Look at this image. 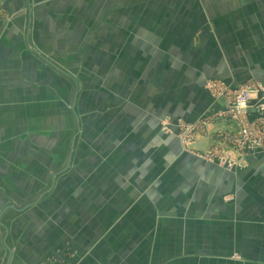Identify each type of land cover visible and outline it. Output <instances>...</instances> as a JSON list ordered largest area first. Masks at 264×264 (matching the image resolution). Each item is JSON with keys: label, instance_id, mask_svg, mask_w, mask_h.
<instances>
[{"label": "crops", "instance_id": "obj_1", "mask_svg": "<svg viewBox=\"0 0 264 264\" xmlns=\"http://www.w3.org/2000/svg\"><path fill=\"white\" fill-rule=\"evenodd\" d=\"M36 2L0 0L9 16L0 19V264L3 249L4 264H264V155L228 168L183 152L158 129L167 114L195 122L222 107L205 89L208 78L264 83V21H239L236 33L227 27L217 48L211 29L197 41L199 52L191 41L174 40L184 48L174 56L171 49L135 56L130 77L111 65L107 79L126 92L115 106L122 114L111 107L106 120L100 109L83 113L89 104L72 91L73 70L49 59L56 34L32 39V8L43 9ZM65 42L73 51L76 42ZM61 76L71 84L62 103L70 114H61L66 126L50 127L58 130L53 137L37 130L33 107ZM27 123L34 132L27 134ZM225 123H209L191 149H206ZM70 128L62 166L54 161L61 153L56 138ZM69 249L78 256L70 259Z\"/></svg>", "mask_w": 264, "mask_h": 264}, {"label": "rangeland", "instance_id": "obj_2", "mask_svg": "<svg viewBox=\"0 0 264 264\" xmlns=\"http://www.w3.org/2000/svg\"><path fill=\"white\" fill-rule=\"evenodd\" d=\"M208 2L209 0H42V10L32 8L31 15L36 21L31 27V36L34 39L35 34L43 33L49 39V34H56L57 39L52 43V47L58 50L55 52V49L49 47L51 49L50 54L53 53L52 56H55L49 59L65 71L73 70L75 79H78L82 87L77 89L79 84L76 79L72 91L77 92L78 99H86L89 104L86 109H82L85 110L83 113L88 114L93 109H95L94 112H97L100 109L99 112L108 120L111 107L114 115L122 114V110L116 112L115 106L117 100L120 101V99L125 98L126 92V86L115 88L112 82L107 79L111 65H116L128 76L129 73L133 76L131 66L135 56L140 58L143 57L142 55L148 54L154 56L159 53V50L164 49L167 51L171 49L172 52L179 51L177 53L183 51L184 48L176 47L177 43L174 40L182 41L185 45L191 41L194 46L193 50L198 49L197 52H199L202 47H196L197 41L204 43L205 36L209 34L211 29H213V40L217 48L219 35L222 34L223 30L226 31L227 27L229 33H236L237 28H239L237 25L239 21L248 22L250 20L263 25L264 0H210ZM114 4L115 6H113ZM210 9L211 14H207ZM5 17L9 16L0 8V19ZM41 18L43 19L40 22L39 19ZM163 31L165 32L163 33ZM175 33L177 37L173 38ZM66 39L76 42L73 51H66ZM32 42L34 44V40ZM165 44L166 46L163 47ZM78 53H80L79 56H73V54ZM67 55H70V59H67ZM96 55H100V57L97 58ZM171 55L174 56V52ZM163 56L165 55L158 57ZM134 59L137 60V58ZM166 61L169 62L168 58ZM166 64L170 65V63ZM126 66H130V71ZM43 68H46L44 64ZM99 78L103 79V83H98ZM46 79L49 80V78ZM208 79L205 81V89L213 100L222 103V107L213 113L208 112L209 114L200 116L195 122L167 114L160 119L158 129L163 136H174L183 152H192L201 160L218 162L220 165L223 164L225 158H228L230 164L228 166L223 165L234 168L236 165L246 163L245 157L247 155L257 153L256 151L246 153L255 141H253V137L249 136V132L245 133L239 122L229 121V119H224L221 116L218 118L219 110L225 109L224 101L218 96L222 93V89H225L224 97L230 101L235 98V95L234 92H228V87L242 90L246 87L259 86L262 88L259 95L264 97V83L255 79H247L234 86L221 76ZM212 83L214 85H210ZM53 88L54 84L51 85L49 91L42 90V105L37 104L33 107V113L39 121L36 127L40 130H37L44 135H53L54 137L58 130H50V127L59 126V124L66 126L65 122L59 120L62 113L70 114L69 106L62 105L67 98L69 102L70 80L61 76L57 82V89ZM92 96H94V100H90ZM166 98L168 100V97ZM55 100L56 103H54ZM118 106L120 108V105ZM30 108L29 105L26 106L27 119L31 114ZM217 120L226 122L225 125L227 126L224 128L221 126L213 131L212 143H209L206 149H191L195 142L200 139L201 133H205L206 126ZM69 124L70 122H68ZM27 126L31 128L26 129L28 134L33 131V125L27 123ZM244 126L249 128L245 123ZM254 128L262 127L257 125ZM70 132L71 128L68 129L67 133L64 131V137L56 138L57 147L61 153L54 161L61 163L62 166L67 157ZM82 144L83 139H81ZM76 175L77 173L71 172L67 176L73 179ZM70 178L67 180L68 182H72ZM49 184L50 182L44 184L43 188H47ZM12 204L14 205L11 202ZM69 250L67 251L70 259L78 256L76 251ZM6 257L7 251L3 249L1 264L5 263ZM50 262L47 261L42 264H50Z\"/></svg>", "mask_w": 264, "mask_h": 264}, {"label": "built area", "instance_id": "obj_3", "mask_svg": "<svg viewBox=\"0 0 264 264\" xmlns=\"http://www.w3.org/2000/svg\"><path fill=\"white\" fill-rule=\"evenodd\" d=\"M210 85H214V83ZM228 90L230 93L234 92L235 98L227 101L224 97L226 90L222 89V93L218 97L224 101L225 109L219 110L218 118L221 116L222 118L224 117V119H229V121L234 120L239 122L242 128H244L245 133L249 132V136L253 137V141L255 142L246 153L249 154L256 151L257 153L264 154V97L259 95L262 92V88L257 86L238 90V88L228 87ZM253 100H255V105L251 104ZM252 108H254L253 114H251ZM250 115H252V117H250ZM244 123L249 127L248 129L244 126ZM257 125L262 128H254ZM223 164L228 166L230 164L229 159L225 158Z\"/></svg>", "mask_w": 264, "mask_h": 264}, {"label": "water", "instance_id": "obj_4", "mask_svg": "<svg viewBox=\"0 0 264 264\" xmlns=\"http://www.w3.org/2000/svg\"><path fill=\"white\" fill-rule=\"evenodd\" d=\"M49 190H50V188H49V189H47V191H46V192H49ZM46 192H45V193H46ZM45 193H43L42 195H44Z\"/></svg>", "mask_w": 264, "mask_h": 264}]
</instances>
